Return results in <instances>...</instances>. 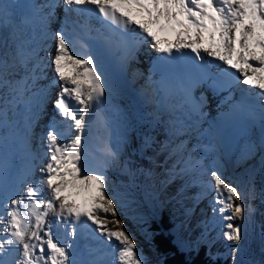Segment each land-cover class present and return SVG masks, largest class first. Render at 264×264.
Instances as JSON below:
<instances>
[{"label":"snow or ice","instance_id":"snow-or-ice-1","mask_svg":"<svg viewBox=\"0 0 264 264\" xmlns=\"http://www.w3.org/2000/svg\"><path fill=\"white\" fill-rule=\"evenodd\" d=\"M10 7L0 0V264H149L117 218L128 194L110 181L108 169L142 173L161 204L179 203L196 184L197 202L211 196L213 225L218 217L220 236L235 242L225 257L241 264L238 242L254 211L245 202L249 192L227 179L217 160L196 158L181 137L204 114L206 98L195 92L207 84L214 92L229 91L222 121L244 126L240 162L258 152L264 159V0H30L19 16ZM85 37L92 43L84 44ZM146 45L157 53L154 69H164L159 81L150 75L146 85L157 97L154 125L162 122L161 110L168 116V140L158 148L170 157L179 154L183 164L159 175L133 170L126 134L105 145L102 164L90 158L87 139L110 90L105 54H119L125 67ZM49 103L52 115L41 125ZM21 109L22 120L9 117ZM254 129L256 139L249 135ZM156 143L146 132L139 151ZM18 148L27 159L23 168L15 164ZM193 171L196 179L186 180ZM176 181L175 196L161 200ZM191 211L183 207L184 219L174 229L177 249L189 256L198 254L210 231L205 222L196 241L180 238ZM237 218L241 223L234 224ZM110 223L120 227L113 230Z\"/></svg>","mask_w":264,"mask_h":264},{"label":"bare ground","instance_id":"bare-ground-1","mask_svg":"<svg viewBox=\"0 0 264 264\" xmlns=\"http://www.w3.org/2000/svg\"><path fill=\"white\" fill-rule=\"evenodd\" d=\"M141 59L142 61L147 59L146 56H143L142 52L137 57V60L141 61ZM132 64L134 65V68L132 67V69H138V72L136 74H133V70L131 68L127 69L129 75L133 77V80L129 81L128 85L113 82L106 75L110 90L107 101L102 104L100 108V111L102 112L101 118L106 122V127L103 131L95 134V136L91 135L90 138H87L89 151L96 155L97 152L95 151V149H99V151L103 153L99 156L102 159V164L105 158L104 142H106V144H111L114 146L117 137L122 134H126L128 138V145L125 148V154L130 156L133 162V170H152L158 175L161 171V168L166 169L167 167H171L174 164L177 165V168H180L183 166V164L182 157H180L179 154L171 156L173 158V163L171 164L170 161L167 162L168 151H161L158 148V145L160 143L166 142L168 140V134L165 131L164 123L167 121L168 116L165 118H161L160 120L162 122L160 124L154 125V121L152 119L153 114L150 113V110H148V108H143L134 92L139 89L140 85H143L144 88L147 87L143 83L141 84V81L139 80L141 78V73L143 72L141 64H138L137 62H133L131 63V65ZM10 113L13 114L12 111ZM11 116L12 115L9 114L10 118ZM111 127H115V133L110 130ZM188 129L192 130V134L186 132V135H192V139L196 140V142H193L192 144L190 143L191 149L189 147L187 148H189V151H191L196 158H204L205 164H208V160L213 157L211 153H207L208 147L212 143L208 132L204 129L203 126H191ZM146 132H151L155 136L157 143L154 144L151 148H148L141 152L139 151V149L142 145L143 135ZM111 139L113 140L112 142L110 141ZM170 150L171 149H169V151ZM16 155L19 156V158L16 160V165L20 168H23L26 164L24 160L26 159V156L23 148H18ZM186 155L187 154H185V156ZM237 166L239 170L237 171L235 169L234 175H229L226 169L222 166L224 175L227 179L239 182L242 188L244 185H246V187L243 189L249 192V199L245 202L251 204L252 209L254 210L252 215L244 221L246 233L244 238L238 242L241 247V253L237 259L241 261V264H264V251L260 252V247L263 246L264 248L261 236L262 232H264V229L262 230V228L264 227V223L261 222V217L264 218V160H262L259 166L257 164V160L253 161L252 159L248 163H245L242 167L239 165ZM107 175L110 181L112 180L111 178H114L113 180L115 182L113 183L119 187V190L121 192H125L128 194L125 208L121 213H118V219L123 221L124 215L126 218H132L131 216H138V213L139 216L136 218H141V220H145V217H155L157 215H154V210L156 209V212L159 205L161 204L159 203V200L153 199L150 195V189L148 188V185L151 183V181L146 180L145 176L142 173L137 172L134 176H132L126 173H118L113 169H108ZM204 179H207V177H204ZM191 184L193 185L194 183ZM199 191V187L196 189L193 187H189L187 189L188 194H192L193 196H197V193ZM210 199L211 196H209L207 199L199 200V202L190 203L189 207L192 209L191 212H194V214H191L185 221L186 223L191 219V221L189 222L193 223L192 227L189 226L191 229L189 232H187V239L191 240V236L193 235V237H195L194 240L196 241L198 238L197 236L199 235V233L198 235L196 233L204 229L202 227H205V222H207L208 224V221L206 220L207 207L205 206H207V203L208 205L210 204ZM198 206L201 207L200 211L199 208H197ZM209 208L211 209V206ZM132 219L134 220V218ZM219 220L220 219L218 217L215 218V222H219ZM123 222L125 226V221ZM134 222L136 227L142 225L139 221L134 220ZM211 222L212 218L210 217L209 224ZM233 222L241 223V218H237ZM118 228L119 227L113 228V230H117ZM125 228L128 232L131 231V228L129 227ZM186 230L187 229L184 228V230L181 231L180 238L183 239V237L186 235ZM201 233L202 231L200 232V235ZM256 233H259L258 238L256 236ZM181 235L184 236L182 237ZM230 245L235 246V244L233 243ZM137 247L138 249H140L139 245H137ZM228 247L222 246L217 250L224 252V249L226 248L225 251L227 252ZM111 260H114V258Z\"/></svg>","mask_w":264,"mask_h":264},{"label":"rangeland","instance_id":"rangeland-1","mask_svg":"<svg viewBox=\"0 0 264 264\" xmlns=\"http://www.w3.org/2000/svg\"><path fill=\"white\" fill-rule=\"evenodd\" d=\"M13 112L14 110H10L9 112ZM189 135V134H188ZM190 136V135H189ZM181 139H184V137L182 136L181 137ZM185 142L187 143V147H189L190 148V143L192 144L193 142L195 143L196 142V140H194V139H192L191 137L190 138H186L185 139ZM111 143V142H110ZM164 143V142H163ZM104 144L106 145V142H104ZM189 148H188V150H189ZM191 149V148H190ZM168 154H169V152H168ZM167 154V162H171V164L173 163V158L172 157H170L169 155ZM186 154V153H185ZM169 156V157H168ZM181 157V156H180ZM175 165V164H174ZM176 167H177V165H175ZM164 170H165V168H161V171L159 172V174H161V173H163L164 172ZM192 174H190L189 173V175L188 176H186L185 177V179L186 180H190L191 179V176L192 175H194V174H198V172L197 171H193V172H191ZM158 174V175H159ZM112 180V182H115L113 179L114 178H111ZM192 180V179H191ZM192 181H194V180H192ZM179 181H176V182H174L171 186H169L166 190H165V192H164V195L161 197V200H165V197H173V196H175V190H176V188H177V186L179 185ZM194 185H196V184H194ZM189 187H191V186H188L187 187V189L189 188ZM194 188V187H193ZM196 189V188H195ZM189 195L190 194H188V192L186 191L185 193H184V195H183V198H181L180 200H179V203H177L176 202V200H174V199H168V200H165V202L163 203V204H161L160 203V201H159V203L161 204V205H159V207H158V209H157V211L155 212V210H154V215H156L155 217L154 216H151V217H145V220H141V218L139 219V218H136V217H138L139 216V213H138V216H131L132 218H134V220L135 221H139V222H141V226H138V227H136V225H135V222H134V220L132 219V218H129V217H125V215H124V217H123V221H125V227H129V228H131V231L130 232H128L127 231V229L124 227V230L126 231V232H128V234L129 235H131L132 237H133V239L136 241V243H137V245H139V248H140V250L142 251V253H143V255H144V258L149 262V264H161L162 263V256H161V254H160V251L157 249V247H156V244H155V240H154V237H155V234L156 233H154V231L156 232V229L154 228V226L155 225H158L159 227H160V229H161V231L163 232V233H165L164 235H166V232H165V229L163 228V225H162V221H161V219H163L162 217H163V215H161V208H164V206H166V209L165 210H167V211H169V213L171 212V217L172 218H174V219H176V217H180L181 215H182V210H183V207L186 205V206H188L189 207V205H190V203H189ZM193 196V195H192ZM203 202V201H202ZM204 203H206V202H204ZM208 204V203H207ZM210 205V204H209ZM168 206V207H167ZM205 207H207V206H205ZM210 207V206H209ZM164 210V209H163ZM196 211V210H195ZM208 211V210H207ZM166 212V211H165ZM119 213H121V212H119ZM168 213V212H167ZM195 213H197V212H195ZM191 214H194V212H191ZM161 215V216H160ZM123 216V215H122ZM122 216H121V218H122ZM140 217H141V215H140ZM126 218V219H125ZM262 218V220H261V222L262 223H264V219H263V217H261ZM139 219V220H138ZM181 219H184V217H182ZM180 219V220H181ZM189 221H191V219L190 220H188L185 224H186V235L184 236V235H181L182 237H183V239H187V236H188V234H187V232H189L190 231V227H192V225H193V223H190ZM127 224V225H126ZM219 224H221V223H219ZM132 225V226H131ZM190 226V227H189ZM109 227H111L112 229L113 228H117V227H120L119 225H117V224H115V223H110L109 224ZM219 227V225H217L215 228L213 227V229H214V232H215V234H216V237H219L218 239H222V237L220 236V231H221V225H220V228H218ZM175 228H173L172 229V231L171 230H169V235L171 236V240H172V242H173V244L175 245V246H177V233H176V231L174 230ZM264 229V227L262 228V230ZM133 230V231H132ZM184 230V229H183ZM192 231V230H191ZM172 233H173V235H172ZM185 233H183V234H185ZM263 233L264 232H262V234H261V236H262V242H263V244H264V235H263ZM191 234V233H190ZM208 235H209V232H208ZM256 236H257V238L259 237V233H256ZM191 237H193V235L191 236ZM216 246H218V244H215L214 246H213V249H212V253H209L208 254V257H211L210 255H212L213 254V250H214V248L216 247ZM220 248V247H219ZM261 251H264V248H263V246L262 247H260V252ZM221 253H224V252H222L221 251ZM220 253V254H221ZM226 253V252H225ZM225 253L224 254H222V256H225ZM183 255H184V257H186L187 259H189L190 258V256L188 255V256H186V254H184V253H182ZM192 257H195L196 256V254H192L191 255ZM226 259L227 260H229V263H230V260H231V257H230V255H227V257H226ZM222 260H224V259H222Z\"/></svg>","mask_w":264,"mask_h":264},{"label":"trees","instance_id":"trees-1","mask_svg":"<svg viewBox=\"0 0 264 264\" xmlns=\"http://www.w3.org/2000/svg\"><path fill=\"white\" fill-rule=\"evenodd\" d=\"M162 218L161 223L165 229L166 235H164L165 233L161 231L158 225L154 226L156 229V232L154 231V233H156L154 242L162 256L161 264H183L185 260H191L192 264H229V260L227 259L222 260L209 258L206 247H203L195 257L190 256L189 259L184 257V255L177 249V246L173 244L171 236L169 235V226H171L173 222L170 220L167 212L163 213Z\"/></svg>","mask_w":264,"mask_h":264},{"label":"water","instance_id":"water-1","mask_svg":"<svg viewBox=\"0 0 264 264\" xmlns=\"http://www.w3.org/2000/svg\"><path fill=\"white\" fill-rule=\"evenodd\" d=\"M96 164H99V160L98 159H92Z\"/></svg>","mask_w":264,"mask_h":264}]
</instances>
